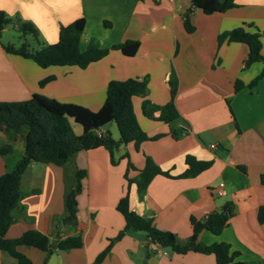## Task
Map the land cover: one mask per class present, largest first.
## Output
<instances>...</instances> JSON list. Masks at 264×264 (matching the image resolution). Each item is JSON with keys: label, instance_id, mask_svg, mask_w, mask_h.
I'll return each instance as SVG.
<instances>
[{"label": "crops", "instance_id": "crops-1", "mask_svg": "<svg viewBox=\"0 0 264 264\" xmlns=\"http://www.w3.org/2000/svg\"><path fill=\"white\" fill-rule=\"evenodd\" d=\"M236 7L226 13H211L194 7L192 0H39L24 20L19 11L16 22L32 24L38 37L20 32V45L0 40V102H25L42 95L63 104L76 105L93 112L102 109L111 81L137 80L146 85V97H134L133 105L141 129L150 140L137 149L134 144L118 151L117 162L105 148L82 151L59 167L32 164L23 175L21 191L26 194L14 211L15 222L9 239L36 230L47 235L52 244L69 236L82 235L84 246L51 256L42 250L21 246L19 252L32 264H94L112 243L101 264H216L213 255L190 252L176 254L151 244L147 233L128 230L118 209L127 193L131 209L151 220L155 228L177 235L186 242L193 234L191 219L204 222L231 203L233 216L222 235L207 230L199 235L202 245L228 243L240 253L238 261L264 264V224L259 211L264 207V76L253 88L248 86L264 73V62L245 68L250 49L246 44L219 45L221 34L239 27L261 33L264 56V0H235ZM4 12V11H3ZM189 13L195 32L185 28ZM86 20L80 48L85 52L92 41L110 54L86 69L78 66L42 68L36 62L9 54L3 45H26L31 54L59 41L60 31L78 19ZM33 20L35 23H33ZM107 24V25H106ZM140 43L133 57L117 47L126 42ZM176 75L175 99L180 119L173 124L162 121L157 111L150 119L144 114L146 100L157 107L171 101V80ZM45 85L42 82L48 80ZM238 82L244 88L236 90ZM190 128L179 139L172 128ZM76 135L83 127L72 122ZM118 141L115 123L109 129ZM27 128L3 125L0 148L12 153L0 155V176L14 168L25 153ZM158 138V139H154ZM211 145H216L211 149ZM127 155V158L122 159ZM151 158L169 176L158 175L140 196L136 179ZM212 162L194 178H181L188 169L187 158ZM77 170L87 172L78 197V225L62 224L65 195L75 184ZM224 184L223 194L216 189ZM122 237L117 239L120 234ZM0 264H17L0 252Z\"/></svg>", "mask_w": 264, "mask_h": 264}, {"label": "trees", "instance_id": "trees-1", "mask_svg": "<svg viewBox=\"0 0 264 264\" xmlns=\"http://www.w3.org/2000/svg\"><path fill=\"white\" fill-rule=\"evenodd\" d=\"M194 7L211 13H226L236 7L235 0H192ZM12 23V20L3 11H0V40L5 29ZM107 25V24H106ZM20 32H28L38 37L37 29L29 23L18 20L15 25ZM86 27L84 18L78 19L72 24L65 26L60 31L59 41L43 48L37 54H31L26 45L16 48L14 45H3L9 54L21 56L36 62L42 68L51 66H78L81 69L88 68L91 64L104 59L110 54V49L102 48L96 41H92L88 49L83 52L80 48L82 34ZM185 28L188 33L195 32V27L190 24L189 13L185 18ZM261 33H250L246 27H239L232 31L221 34L218 38L219 45L228 43L246 44L249 49V57L245 62V68L264 62L263 43ZM140 43L136 41L126 42L117 47L124 55L133 57L137 54ZM264 76L261 74L248 87L253 88ZM49 81L41 83L45 85ZM244 84L238 82L236 90L244 88ZM178 92L177 77L174 74L171 80V101L163 106L157 107L146 100L143 105L144 114L152 119L154 113H163L162 121L166 124H173L180 119L175 99ZM148 89L145 84L129 79L126 81H111L107 89V98L98 112L71 105L63 104L54 99L42 95H34L25 102H0V129L3 125L13 128H27L25 136V153L17 162L14 168L0 176V252L9 255L17 261V264H32V261L19 252L21 246H29L42 250L48 256L54 253L66 252L81 249L84 246L82 235L69 236L57 244H52L50 238L36 230L24 233L16 239L7 237L8 231L14 224V211L19 208L26 197L21 191V182L26 170L32 164H52L65 166L82 151H90L105 148L111 154L112 164H116L115 153L122 147L134 144L138 149L142 143L150 140L147 134L141 129L136 113L134 111L133 98L146 97ZM72 122L83 127V134L78 136L73 130ZM115 123L120 135L116 141L111 131L104 133L102 127ZM173 135L179 139L184 130L172 128ZM158 139V138H154ZM12 153L9 146L0 148V155L5 157ZM127 158V155L122 159ZM188 169L181 178H194L212 166V162L197 161L194 158H187ZM135 170L129 164L128 172ZM128 172L126 179L129 185L135 184L138 194L142 196L154 177L158 175L169 176L151 159H146V165L139 172L136 179H129ZM87 172L77 170L75 184L65 195V215L61 222L65 226L73 227L78 225V197L83 191V180ZM119 211L126 219L125 231L133 230L145 232L151 244L162 249H171L176 254L185 255L190 252L203 255H213L216 264H250L238 261L240 253L234 252L230 244L222 242L213 245H202L198 242L199 235L207 230L216 236L222 235L228 227L229 220L233 216V206L226 204L221 211L210 215L204 222L192 218V236L181 242L176 234L158 230L151 220H147L131 209L129 193L121 199L118 205ZM259 220L264 224V207L259 211ZM113 240H119L122 235ZM111 245L99 255L94 264H101L104 258L110 253Z\"/></svg>", "mask_w": 264, "mask_h": 264}, {"label": "clouds", "instance_id": "clouds-1", "mask_svg": "<svg viewBox=\"0 0 264 264\" xmlns=\"http://www.w3.org/2000/svg\"><path fill=\"white\" fill-rule=\"evenodd\" d=\"M38 5L39 0H0V11L6 12L9 16H15L19 11L24 20H32L33 17L28 13Z\"/></svg>", "mask_w": 264, "mask_h": 264}, {"label": "rangeland", "instance_id": "rangeland-1", "mask_svg": "<svg viewBox=\"0 0 264 264\" xmlns=\"http://www.w3.org/2000/svg\"><path fill=\"white\" fill-rule=\"evenodd\" d=\"M20 33L14 30L12 27H9L6 32L3 33L1 41L3 44H16L20 45ZM118 152L115 153V157L117 158Z\"/></svg>", "mask_w": 264, "mask_h": 264}, {"label": "built area", "instance_id": "built-area-1", "mask_svg": "<svg viewBox=\"0 0 264 264\" xmlns=\"http://www.w3.org/2000/svg\"><path fill=\"white\" fill-rule=\"evenodd\" d=\"M181 128L184 130L185 133L190 132V128L186 125H182ZM215 148H216V145H211V149H215ZM223 189H224V184H221L215 191L218 195H222ZM155 246H157V245H155Z\"/></svg>", "mask_w": 264, "mask_h": 264}, {"label": "water", "instance_id": "water-1", "mask_svg": "<svg viewBox=\"0 0 264 264\" xmlns=\"http://www.w3.org/2000/svg\"><path fill=\"white\" fill-rule=\"evenodd\" d=\"M110 127H111V124H108V125H105V126L102 127V130L104 131L105 134H107V132L109 131Z\"/></svg>", "mask_w": 264, "mask_h": 264}]
</instances>
